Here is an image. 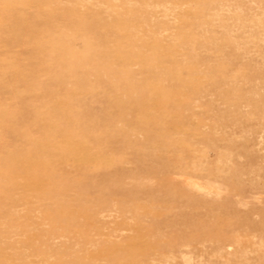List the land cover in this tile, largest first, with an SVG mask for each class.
Segmentation results:
<instances>
[{"label": "rangeland", "instance_id": "obj_1", "mask_svg": "<svg viewBox=\"0 0 264 264\" xmlns=\"http://www.w3.org/2000/svg\"><path fill=\"white\" fill-rule=\"evenodd\" d=\"M0 264H264V0H0Z\"/></svg>", "mask_w": 264, "mask_h": 264}, {"label": "bare ground", "instance_id": "obj_2", "mask_svg": "<svg viewBox=\"0 0 264 264\" xmlns=\"http://www.w3.org/2000/svg\"><path fill=\"white\" fill-rule=\"evenodd\" d=\"M88 1H90V0H88ZM95 2V1H94ZM103 8V7H102Z\"/></svg>", "mask_w": 264, "mask_h": 264}]
</instances>
